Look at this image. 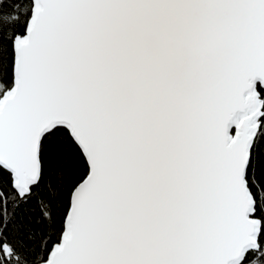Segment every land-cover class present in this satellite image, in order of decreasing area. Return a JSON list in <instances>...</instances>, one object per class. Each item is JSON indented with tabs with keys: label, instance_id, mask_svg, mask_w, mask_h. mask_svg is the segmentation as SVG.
Here are the masks:
<instances>
[{
	"label": "snow or ice",
	"instance_id": "snow-or-ice-1",
	"mask_svg": "<svg viewBox=\"0 0 264 264\" xmlns=\"http://www.w3.org/2000/svg\"><path fill=\"white\" fill-rule=\"evenodd\" d=\"M0 264H264V0H0Z\"/></svg>",
	"mask_w": 264,
	"mask_h": 264
}]
</instances>
